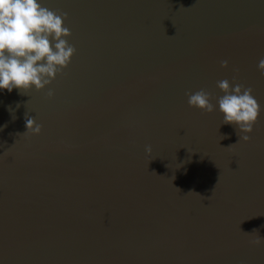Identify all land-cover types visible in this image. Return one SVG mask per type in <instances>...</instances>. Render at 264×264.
Instances as JSON below:
<instances>
[{
	"label": "water",
	"instance_id": "water-1",
	"mask_svg": "<svg viewBox=\"0 0 264 264\" xmlns=\"http://www.w3.org/2000/svg\"><path fill=\"white\" fill-rule=\"evenodd\" d=\"M38 2L76 53L0 90V264H264V111L237 143L217 103L228 79L264 109V0ZM200 89L216 111L188 105Z\"/></svg>",
	"mask_w": 264,
	"mask_h": 264
},
{
	"label": "clouds",
	"instance_id": "clouds-1",
	"mask_svg": "<svg viewBox=\"0 0 264 264\" xmlns=\"http://www.w3.org/2000/svg\"><path fill=\"white\" fill-rule=\"evenodd\" d=\"M66 19L67 13L44 7L38 0H0V90L11 93L16 89L25 94L34 87L40 91L63 73L76 53L75 46L67 39L72 33L64 26ZM220 66L227 68L228 61H221ZM257 68L264 74V58L259 60ZM235 79L234 76L233 81ZM217 87L224 93L217 101L223 123L238 130L237 143L249 142V134L253 132L261 111H264L253 95V89L240 83H235L233 87L228 79L218 81ZM186 95L190 107L206 113L216 111V105L211 102L212 94L206 90L187 92ZM47 96L53 97L54 90L50 88ZM25 127L23 134L39 135L42 129V125L29 115H25ZM225 138L221 136V139ZM152 150L151 145L145 146L149 156ZM251 233H257V236L250 243L255 246L264 244V238L257 229Z\"/></svg>",
	"mask_w": 264,
	"mask_h": 264
}]
</instances>
